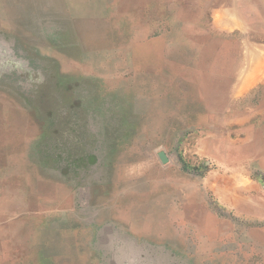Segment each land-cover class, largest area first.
Returning a JSON list of instances; mask_svg holds the SVG:
<instances>
[{"label":"rangeland","instance_id":"rangeland-1","mask_svg":"<svg viewBox=\"0 0 264 264\" xmlns=\"http://www.w3.org/2000/svg\"><path fill=\"white\" fill-rule=\"evenodd\" d=\"M234 103L264 112V0H0V245L35 264H264V215L219 206L197 152L205 112ZM171 171L214 218L177 203Z\"/></svg>","mask_w":264,"mask_h":264},{"label":"crops","instance_id":"crops-1","mask_svg":"<svg viewBox=\"0 0 264 264\" xmlns=\"http://www.w3.org/2000/svg\"><path fill=\"white\" fill-rule=\"evenodd\" d=\"M215 114H218V119ZM205 115V132L199 139L197 152L201 156L213 158L220 166L205 182V190L215 196V201L222 208L228 207L247 217L263 216L264 193L248 170V163L264 169V112L259 109L244 110L241 105L235 104L228 112L208 109ZM165 179L170 186H174L177 203L181 199L188 206L192 205L193 209L198 204L202 216L215 217L209 207L210 195L207 196L204 189L195 187L194 183L179 186L180 180L189 179L187 175L173 171L167 173ZM111 240L108 238V244ZM120 249L114 255L120 253ZM14 250L18 248L13 243H1L0 264H35L33 254L29 262V257H20ZM125 251L122 249V252ZM122 259L121 264H132L125 256ZM110 262L117 263L114 256Z\"/></svg>","mask_w":264,"mask_h":264},{"label":"water","instance_id":"water-1","mask_svg":"<svg viewBox=\"0 0 264 264\" xmlns=\"http://www.w3.org/2000/svg\"><path fill=\"white\" fill-rule=\"evenodd\" d=\"M160 158H161V160L164 162V163H166L169 159H168V156L166 155V153L164 152V151H161L160 152Z\"/></svg>","mask_w":264,"mask_h":264}]
</instances>
